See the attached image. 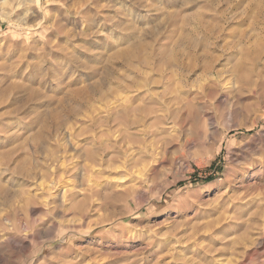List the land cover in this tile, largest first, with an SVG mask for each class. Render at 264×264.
<instances>
[{"label":"rangeland","instance_id":"1","mask_svg":"<svg viewBox=\"0 0 264 264\" xmlns=\"http://www.w3.org/2000/svg\"><path fill=\"white\" fill-rule=\"evenodd\" d=\"M0 264H264V0H0Z\"/></svg>","mask_w":264,"mask_h":264},{"label":"bare ground","instance_id":"2","mask_svg":"<svg viewBox=\"0 0 264 264\" xmlns=\"http://www.w3.org/2000/svg\"><path fill=\"white\" fill-rule=\"evenodd\" d=\"M197 47H195V49H196ZM213 48V46L211 47V49ZM203 50V52H205V49H202ZM122 178V177H121Z\"/></svg>","mask_w":264,"mask_h":264}]
</instances>
